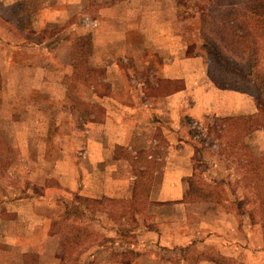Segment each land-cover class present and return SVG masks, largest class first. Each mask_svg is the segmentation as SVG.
Returning a JSON list of instances; mask_svg holds the SVG:
<instances>
[{
    "label": "crops",
    "instance_id": "crops-1",
    "mask_svg": "<svg viewBox=\"0 0 264 264\" xmlns=\"http://www.w3.org/2000/svg\"><path fill=\"white\" fill-rule=\"evenodd\" d=\"M15 6H21L20 12L15 11ZM0 7L17 14L26 25L18 33L22 35L18 38L23 46L13 41L16 35L13 33L10 34L13 37H5L1 43L5 60H0V69L5 67L7 72L0 74L3 102L0 100V114H4L3 108L9 111L1 130H6L10 139V127L19 130L23 127L20 133H29L32 128L33 134L26 138V145L39 155L41 161L36 165L44 166L43 172L33 177L37 187L43 194L52 195L53 185L48 187L45 182L58 179L65 194L77 198L73 206L62 205L58 215L53 205L49 219L45 220H58L63 214L69 217L71 211L67 207L71 205L75 211L81 209L83 215L90 217L87 221L83 219L82 226L92 232L95 229L91 223L96 222V229L101 233L105 229L113 230L114 245H121L119 231L126 219L120 213L123 212L120 203L144 195L148 206L160 209V217H169L171 210L177 209L185 217L186 211H196L197 220L191 225L185 221L175 229L163 221L158 225L159 217L154 216L150 221L156 220L155 223L148 225L144 223V214L135 210L134 216L141 222L129 226L128 234L134 235L135 241L125 247L134 250L136 255L139 252L136 261L144 257L158 259L152 249L159 252L163 248L195 246L196 250L203 251L211 244L220 256H233L226 253L227 248L240 247L243 243V239H234L239 231L236 216L219 203L185 201L184 197L189 180L194 177L195 163L204 162L197 157L201 146L196 142L204 134L203 123L208 118L218 122L247 118L257 111V105L248 93L219 89L211 81L207 57L190 35L186 36L190 21L180 16L177 2L0 0ZM29 36L42 38L34 42ZM73 37L87 38L85 63L92 69L88 79H71L70 87L81 85L92 90L90 94H81L77 106L74 93L67 90L61 73L58 75L59 66L68 69L70 61L59 63L53 58L59 45L65 47L66 54L71 52L73 40L70 38ZM25 47L38 50L42 57L11 59L14 50ZM50 52L53 54L45 62L41 60L43 53ZM65 72L66 80L70 79L71 74L66 69ZM10 83L18 84L11 96L7 95ZM16 100L17 107L21 108L18 113H14L10 104ZM85 102L92 105L87 107ZM57 132L61 135H56ZM254 132L250 130L244 140ZM8 139H5L7 144L16 146L15 139ZM50 148L55 153L42 157L50 154ZM219 161L221 158H213L210 164L217 165ZM222 217L236 223L231 240L218 223ZM37 218L44 217L39 213ZM69 222L74 223L71 216ZM199 233L203 235L196 238L194 234ZM105 240L95 243V249H101ZM85 242L82 240V244ZM117 251L111 249L107 258L115 261ZM37 253L36 257L41 260V252ZM87 256L82 254L81 258ZM161 256L168 258L169 255ZM174 256L180 264H186L180 254ZM57 257L54 254L53 258ZM198 264H214V261L212 257H204Z\"/></svg>",
    "mask_w": 264,
    "mask_h": 264
},
{
    "label": "rangeland",
    "instance_id": "rangeland-1",
    "mask_svg": "<svg viewBox=\"0 0 264 264\" xmlns=\"http://www.w3.org/2000/svg\"><path fill=\"white\" fill-rule=\"evenodd\" d=\"M175 1L178 4L180 16L190 21L188 28L189 31L186 33V36L190 35L192 41H194L196 46L201 48L203 54H205L200 31L201 8H209V10L211 9L213 11L215 10V6L210 4L211 0ZM23 20H19L17 14L13 15L11 10H2L0 7V60L4 59L1 54L3 45L1 43H4L5 37L10 39V37L14 36L10 34H16L18 36L15 35V40L13 41L23 46V43L21 42L22 40H19V38H22V35L20 36L18 34L21 28H25L26 26L24 25ZM191 34H194V37ZM208 35H210V33L206 32V36ZM41 38L42 37L38 36H29L30 41L34 42L39 41ZM81 38H85L84 42H87L86 37H73L70 39L75 43ZM62 39H64V37H62ZM61 40L58 41L59 44ZM28 48L31 47L22 48L20 51L14 50L13 54H10V56L12 55L13 57L11 59L23 60L24 57L35 59L41 56V52L38 50L32 51V49ZM58 48L59 49L54 52V60H59V63L64 61L65 63V60L70 61V59H72L71 53L66 54L64 46L59 45ZM50 54L53 53H43L44 57L41 60L45 62ZM84 54H88L86 49ZM231 57L233 60L237 61V58L235 59L234 56ZM262 59L263 58H259L261 66L264 64ZM70 64L72 63L70 62ZM68 65L69 64L67 63L66 66ZM4 68L5 67L0 69L1 75L2 71L5 73L7 72V68ZM65 69L71 74L70 79L68 78L66 80V77H64L66 76ZM54 72L55 71L52 70L51 75H53ZM60 73L63 81L67 84V90L72 94L74 93V98L76 99L74 100V104L76 106L77 103H80L79 97L85 92H87V94L92 92L91 89L82 88L81 85L70 87L71 79L73 80L76 78L77 81H81L80 76L74 74L72 65L68 66V69L67 67L59 66V76ZM17 85L18 84L16 83H10V92L7 93V95L11 96L13 92L15 93L14 89ZM102 89L105 90V87ZM2 97L4 99V95H2ZM0 100L2 102L1 98ZM17 100L15 103L12 101L10 103L13 105L14 111H16L14 113H18V108H20L17 107L19 104ZM85 104H87V107L92 105L89 102H85ZM2 111H4V114H0V135L2 136L1 138L5 140L8 139L9 134H6V130L2 131L1 128L5 126L3 120L8 118L9 111H6V108H3ZM16 115L18 116V114ZM11 117H13V115ZM235 121L240 124L248 123L252 132L255 130L257 131L251 134L246 140H244V138L242 139V135L239 133L241 138L239 137V140L236 141L237 144L244 143L243 145L248 147L255 155L264 153V132L260 133L264 131V114L259 111L258 107L253 115H250L247 118L240 117V120L235 119ZM31 123L27 122L28 125ZM218 123V121H214V118H208L206 122L203 123L202 130L204 131V134L196 139V142L201 146L197 150V157L204 162L195 163L194 177L189 180V185L195 184L197 189L203 190L205 194H209L211 197L208 198L214 199H210L212 202L223 205L225 210L233 213L239 222V231H237L238 235L235 236L234 232V239H243V243L239 244L240 247L233 245L231 249L227 248L226 253L233 255L222 256L226 260H229L227 261L228 264H264V221L262 215L254 212L253 205L250 204L252 198L243 186L242 172L236 164V159L242 156V148L230 149L229 147V142L232 139L235 140L237 137L236 129L233 125L227 130L220 131L219 126L221 125ZM6 127L8 128L7 124ZM21 129H12L10 127V139L8 140L13 141V139H15V141H17L16 146H11V143L8 144V148L2 147L0 142V264H23V253L37 256V252H41L42 254L41 260H38L37 257V264L38 261L40 264H113L114 262L115 264H180L181 261H179V258L174 256L177 253L185 259L186 264H198V261L202 260L204 257H212L216 260L221 255L215 250L214 245L211 244L208 250L203 251L196 250L195 246H189L186 249L182 247L163 248L159 252L152 249V252L158 256V259L150 260L144 257L136 261L135 258L139 256V252H136V255L134 254V250L125 247L127 246L125 244H130L135 241L134 235L131 236L128 234L129 226L141 222L140 218L136 220L137 218L133 213L135 210L144 214L145 224L152 225L155 223L154 221L157 220L158 222L156 223H158V225L161 224L159 223L160 221H163L169 223L171 227H174L175 229H177V225H180L181 227V224L183 222L185 223V221L189 225H191V222L196 221V211H186L187 217H185V213H182V210L176 209L174 211L171 210L169 217L168 215L160 217V209L153 207L151 204L148 206V202H145L143 199L144 195H138L137 198H134L127 203L121 202L120 204L123 205V212L120 213L123 214L126 222L119 231L122 244L115 246L113 243V230L105 229L101 233L100 229H96V222L91 223L93 229H95V231L92 232L88 227L82 226L83 219L85 218L84 221H87L90 217L88 215H83L81 209L75 211L73 207H71V205L73 206L74 200L77 198L65 194L64 188L59 184V182H61L60 180H48L45 182L48 187L53 185L52 187L54 190L52 189V195L43 194V192L39 190L40 188L37 187V184L33 179L37 177L36 174L43 172L44 166L36 165L38 160L41 161L40 157L33 147L28 148L26 145V138L33 134L32 128L29 133H20ZM59 134L61 135V133H56V135ZM48 138L49 137L46 139ZM6 141L7 140H5V142ZM206 141L207 145L202 146ZM213 143L218 146L212 147ZM52 150L50 148V154L48 156H41L51 157V154L55 153V150ZM213 158H221V161H219L217 165H212L210 163ZM39 161L38 163H40ZM41 163V165H46L45 162ZM60 169L61 167L59 166V170ZM50 172L53 173L52 171ZM56 173L59 174V172ZM143 190L144 189H142V191ZM194 197L202 198L200 197L199 191ZM66 203H71L67 209H70V216L74 223H70V216L66 217L64 214L60 216V219L51 220L49 222L47 219H49V211L51 207L54 205L56 207L54 209H58V212L56 213L58 215L59 210L62 209V205ZM116 203L117 202H112L111 204L115 205ZM92 206L95 207L97 204L92 203ZM39 213L40 216L44 218H37L39 217ZM154 216L159 218L154 221L152 220L151 222L150 218ZM45 218L47 219L45 220ZM218 223L220 226H223L222 230L227 233V236L230 235L228 236V239L231 240L232 228L235 227L236 223L228 222L223 217L218 219ZM201 235H203V233L194 234L196 238ZM115 238L119 239L118 237ZM101 239H106L104 243L101 244L102 248L95 249V243H98ZM82 240H86V242L82 244ZM120 247L121 251L118 252L117 250L120 249ZM145 248H147V246ZM111 249L117 251L115 256L118 258L115 261L107 258ZM56 253L58 259L53 258L54 254L56 256ZM82 254H84V256L88 255L87 258H81ZM162 254H167L169 256L168 258H164L161 256Z\"/></svg>",
    "mask_w": 264,
    "mask_h": 264
},
{
    "label": "trees",
    "instance_id": "trees-1",
    "mask_svg": "<svg viewBox=\"0 0 264 264\" xmlns=\"http://www.w3.org/2000/svg\"><path fill=\"white\" fill-rule=\"evenodd\" d=\"M210 4L215 6V10L202 7L200 15L208 76L219 89L251 94L259 111L264 114V64L261 66L259 63V58H263L264 62V0H211ZM20 7L15 6L17 13L20 12ZM206 32L210 35L206 36ZM84 39L73 42L70 52L73 72L81 80L83 77L88 79L92 71L85 63L87 42ZM231 56L237 58V61ZM218 124L222 126H219L220 131L233 125L236 129L237 137L229 142V147L242 148V156L236 159V164L242 172L243 186L252 198L250 204L253 205L254 212L262 215L264 221V153L255 155L244 143L237 144L239 133L243 139L250 132L248 123L240 124L233 118H227L220 120ZM1 137L0 135L1 146L8 148ZM198 191L202 198L194 197ZM203 192L195 184H191L184 197L185 201L214 200ZM22 257L23 264H37V257L33 254H23ZM213 261L214 264H228L229 260L219 256L216 260L213 258Z\"/></svg>",
    "mask_w": 264,
    "mask_h": 264
}]
</instances>
